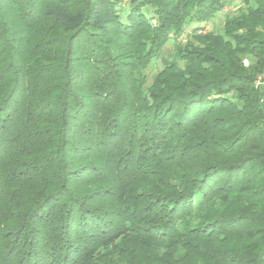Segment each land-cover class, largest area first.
Instances as JSON below:
<instances>
[{"label":"trees","instance_id":"16d2710c","mask_svg":"<svg viewBox=\"0 0 264 264\" xmlns=\"http://www.w3.org/2000/svg\"><path fill=\"white\" fill-rule=\"evenodd\" d=\"M233 1L0 0V264H264V0L196 34Z\"/></svg>","mask_w":264,"mask_h":264},{"label":"rangeland","instance_id":"374dc122","mask_svg":"<svg viewBox=\"0 0 264 264\" xmlns=\"http://www.w3.org/2000/svg\"><path fill=\"white\" fill-rule=\"evenodd\" d=\"M246 8L242 0H234L232 3L226 5L221 11H219L214 18H212L208 23H206L203 28L197 30L196 34L200 37H205L212 34V36L224 34L225 21L228 18L238 16ZM154 22V21H153ZM194 25H191V28ZM191 28L188 27L183 34L177 38L175 41L171 38L168 44L164 47V51L151 61V63L144 70L147 85L151 84L152 80L157 76V74L163 70L164 64L175 60V55L177 53V47L184 49L185 45L191 42ZM224 36V35H223ZM244 66H248L253 61L251 58L242 56ZM264 75H259L254 82L256 87L263 85Z\"/></svg>","mask_w":264,"mask_h":264}]
</instances>
